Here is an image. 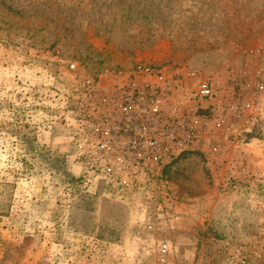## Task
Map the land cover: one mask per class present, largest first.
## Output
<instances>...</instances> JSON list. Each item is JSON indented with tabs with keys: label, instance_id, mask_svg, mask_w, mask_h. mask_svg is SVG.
<instances>
[{
	"label": "rangeland",
	"instance_id": "374dc122",
	"mask_svg": "<svg viewBox=\"0 0 264 264\" xmlns=\"http://www.w3.org/2000/svg\"><path fill=\"white\" fill-rule=\"evenodd\" d=\"M258 84L264 0H0V264H264Z\"/></svg>",
	"mask_w": 264,
	"mask_h": 264
},
{
	"label": "built area",
	"instance_id": "2783aa9c",
	"mask_svg": "<svg viewBox=\"0 0 264 264\" xmlns=\"http://www.w3.org/2000/svg\"><path fill=\"white\" fill-rule=\"evenodd\" d=\"M257 88H258L259 92H264V84H258ZM149 93L155 94V89L153 87H150ZM196 95H199L202 97H212L213 96V90L206 83H203L199 86V88L196 92ZM155 110H157V109H155ZM167 248H168L167 244H163L161 247L162 252H166Z\"/></svg>",
	"mask_w": 264,
	"mask_h": 264
}]
</instances>
